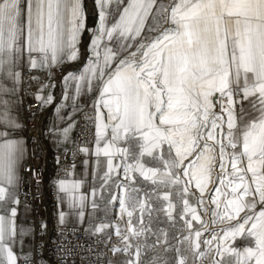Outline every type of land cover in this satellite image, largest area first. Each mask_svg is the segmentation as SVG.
<instances>
[{"label": "snow or ice", "instance_id": "snow-or-ice-1", "mask_svg": "<svg viewBox=\"0 0 264 264\" xmlns=\"http://www.w3.org/2000/svg\"><path fill=\"white\" fill-rule=\"evenodd\" d=\"M93 4L89 28L85 0H0V264H36L20 222L21 184L43 180L25 77L33 122L53 111L42 136L66 146L81 115L94 128L72 153L93 158L89 190V159L53 185L62 226L88 222L118 264H264V0Z\"/></svg>", "mask_w": 264, "mask_h": 264}, {"label": "built area", "instance_id": "built-area-1", "mask_svg": "<svg viewBox=\"0 0 264 264\" xmlns=\"http://www.w3.org/2000/svg\"><path fill=\"white\" fill-rule=\"evenodd\" d=\"M57 85L59 84V73L57 74ZM33 82L29 85L27 77L23 84V109L25 115L24 134L29 141V151L44 147V153L40 151L42 159L37 162L30 160L29 163L36 166L37 163L42 167L43 180L37 186L31 183V178L26 177L20 186L19 195L23 203L31 209V216L27 219L28 224L33 230V254L36 264H103L108 259L115 260L111 257L103 243V237L92 235L85 231L89 228V223L65 224L61 225L58 221V200L56 189L53 186L57 177L63 175V167L72 163L77 164L85 157L79 153L73 156L72 153L77 146H92L94 140V128L84 118L79 116L78 125L71 143L64 148L50 149L47 138L41 135L44 130L42 125V114H38L33 122L32 111L38 107L32 99V94L36 91ZM29 105L32 108L29 109ZM56 160L54 168L50 169V159ZM59 157V164L57 163ZM33 193H38L33 196ZM47 224L46 230L40 231V224ZM97 219L95 223H99Z\"/></svg>", "mask_w": 264, "mask_h": 264}, {"label": "crops", "instance_id": "crops-1", "mask_svg": "<svg viewBox=\"0 0 264 264\" xmlns=\"http://www.w3.org/2000/svg\"><path fill=\"white\" fill-rule=\"evenodd\" d=\"M89 9H90V5L88 4V6L86 7V10L88 11V17H89V14H93V13H94V12H93V13H90V10H89ZM93 16H94V14H93ZM93 18H95V16H94ZM90 25H91V24H88V23H87V26H88L89 28L91 27ZM89 42H90V34L87 32L86 37H85V40H84V43H83V46H82V51L84 50V47H85ZM60 91H61L60 86H59L58 88L56 87L54 94L57 95L58 98H59V93H60ZM21 117H22V119H23V121H24V123H25V115H24L23 105H22V109H21ZM52 119H54V115H53L52 108H46V109L44 110V112H43V115H42V125L44 126V129L47 128V126L49 125V123L51 122ZM78 119H79V118H78ZM76 128H77V127H76ZM76 128H75V130L72 132V134H71V139L69 140V142L67 143L66 146H68V145L71 143V141H72V139H73V136H74V134H75ZM24 138L26 139L25 135H24ZM47 141H48V146H49L50 149L64 148V147H66V146H64V145H57V144H55V143H54L51 139H49V138H47ZM40 150H41V152L44 153L45 148H44V147H41ZM85 159H89V165H88V168H87V172L89 173V175L86 177V183H85V185L82 187L81 191L87 192V191L89 190V187H90V184H91V176H90V173H91V170H92V159H93V158H89V157H86V156H85V157H84V158H83V159L77 164V166H76V168H75V175H76L77 178H81V177L84 176V174H85V166H84V164H83V161H84ZM55 163H56L55 158H54V157H51V159H50V169H51V170L54 168ZM20 199H21V197H20ZM57 207H58V211H59V204L57 205ZM26 211H27V212H26ZM89 213H91V209H90V208L86 210V220H87V218H88V214H89ZM31 214H32L31 209H29V208L23 203V201H22V199H21V205H20V222L23 224V226H24L25 228H29V229H31L30 227H28V226L24 223V220L28 219V218L31 216ZM96 215H97V216H102V213H97ZM67 224H76V223L74 222V218H69ZM24 239H28V240H30L31 247L28 248V249L32 250V248H33V231L29 232V234L26 235ZM115 261H116V260H115ZM117 264H118V262H117Z\"/></svg>", "mask_w": 264, "mask_h": 264}, {"label": "rangeland", "instance_id": "rangeland-1", "mask_svg": "<svg viewBox=\"0 0 264 264\" xmlns=\"http://www.w3.org/2000/svg\"><path fill=\"white\" fill-rule=\"evenodd\" d=\"M87 6H88V0H85V7H87ZM93 17H94L93 14H89V17H88V19H87V23H88V24H91V25H90V26H91L90 28H92V27L95 26V18H93ZM86 34H87V32H85L84 35H83V37H82V46H83V43H84V40H85ZM72 70H76V69L73 68ZM57 80H58V79H57ZM59 86H60V85L58 84V85H57V88H58ZM24 135H25V134H24ZM26 212H27V211H26ZM24 223H25L28 227H30V225H29L28 222H27V219L24 220ZM30 228H31V227H30ZM25 244H26V248H27V249L31 247L30 240L25 239ZM121 259H122V257H119V256L115 257V260H116L117 262H119Z\"/></svg>", "mask_w": 264, "mask_h": 264}, {"label": "bare ground", "instance_id": "bare-ground-1", "mask_svg": "<svg viewBox=\"0 0 264 264\" xmlns=\"http://www.w3.org/2000/svg\"><path fill=\"white\" fill-rule=\"evenodd\" d=\"M88 4L90 5V13L94 12V4H93V0H88Z\"/></svg>", "mask_w": 264, "mask_h": 264}]
</instances>
